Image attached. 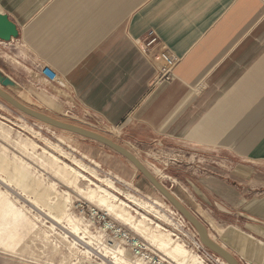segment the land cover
Here are the masks:
<instances>
[{
  "label": "crops",
  "instance_id": "crops-1",
  "mask_svg": "<svg viewBox=\"0 0 264 264\" xmlns=\"http://www.w3.org/2000/svg\"><path fill=\"white\" fill-rule=\"evenodd\" d=\"M0 15L19 30L0 39L17 50L0 56L3 68L40 81L50 66L128 138L251 163L236 180L208 168L168 173L264 231V0H0ZM165 51L181 58L171 80L158 77Z\"/></svg>",
  "mask_w": 264,
  "mask_h": 264
},
{
  "label": "rangeland",
  "instance_id": "rangeland-1",
  "mask_svg": "<svg viewBox=\"0 0 264 264\" xmlns=\"http://www.w3.org/2000/svg\"><path fill=\"white\" fill-rule=\"evenodd\" d=\"M15 52L12 46L0 47V56H14ZM0 66L16 84H0L2 89L32 109L101 133L130 150L201 219L212 239L242 264H251L244 259L243 250L235 249L226 235L238 228L246 233L247 243L264 245V231L253 229V225L260 227L259 224L223 201L216 200V205L210 206L199 200L188 184L168 173L172 168L189 174L208 168L236 180L244 175L242 161L217 151L196 161L198 157L178 155L161 141L145 144L128 138L121 128L109 126L84 108L67 88L35 80L36 75L28 69ZM110 128L115 131H109ZM243 165L248 170L252 164ZM74 169L81 172L79 187L98 189L99 195L118 207L107 210L108 206L102 205L98 197L91 199L86 193L73 191L70 181L74 179ZM69 193L72 200L66 210L63 203ZM58 198L63 212L53 205ZM154 201L163 203V207L153 204ZM66 213L75 222L81 220L78 223L85 230L80 232L86 238L80 239L70 231L72 226ZM181 216L122 155L100 142L36 120L0 97V264H113L116 254L108 252L106 244L125 248L132 259H141L145 264H179L160 249L159 240L164 236L172 246L180 243L190 252L189 264H228L222 257L225 263L217 261V257L208 255L196 244L198 231ZM242 239L235 238L234 242Z\"/></svg>",
  "mask_w": 264,
  "mask_h": 264
},
{
  "label": "water",
  "instance_id": "water-1",
  "mask_svg": "<svg viewBox=\"0 0 264 264\" xmlns=\"http://www.w3.org/2000/svg\"><path fill=\"white\" fill-rule=\"evenodd\" d=\"M19 30L17 26L12 22L8 16L0 15V39L3 41H11L13 38H18ZM0 84L3 87H8L10 85H15V82L4 75L0 70ZM0 97L6 102L11 104L13 107L23 112L24 114L39 120L49 126L55 127L60 130L69 131L90 140L100 142L107 147L111 148L118 154L125 157L129 162H131L136 169L143 175L198 231L200 240L202 243L208 247L211 251L222 257L228 264H242L227 248H225L220 243L216 242L211 238L207 226L199 219V217L190 210L172 191H170L147 167L146 165L130 150L122 146L121 144L109 139L101 133L96 131L61 121L54 118L46 113L32 109L12 95L7 93L4 89L0 88Z\"/></svg>",
  "mask_w": 264,
  "mask_h": 264
},
{
  "label": "bare ground",
  "instance_id": "bare-ground-1",
  "mask_svg": "<svg viewBox=\"0 0 264 264\" xmlns=\"http://www.w3.org/2000/svg\"><path fill=\"white\" fill-rule=\"evenodd\" d=\"M61 94H59V95H61ZM65 95H67V93ZM109 131H115V129L110 128ZM109 139H111V138H109ZM81 168H84V167H81ZM88 168H89V166H88ZM74 171H75V175H73L74 179L72 178L73 180L70 181V186L73 189V191L74 190H76V191L79 190L80 192L86 193L87 195H89V198H91V199H94V198L98 197V199H99V201H100V203L102 205H107L108 206L109 209H107V210H115L118 207V205L115 204L114 201L109 200V198H107V197H105L103 195H99L98 191H97L98 189L95 190V189L90 188L88 190H84L81 187H79L78 183H79L80 180H79L78 174H80L81 172L79 170H77V169H74ZM71 200H72V194L69 193V197L63 203V206H64L63 208H65L67 210L68 203L71 202ZM60 202H61V200H60V198H58L53 203V205L57 209H59V212H63L64 209H61V207L59 206ZM153 204H156V205H159V206L163 207V203H161L159 201H154ZM147 206L152 208L153 210L155 209L154 205H151V204L147 203ZM121 209H123V208H121ZM171 212L174 213L173 210ZM65 215H66V218L68 219V221L71 223L70 226H72L70 231L73 234H75V236L76 235L79 236L80 239L86 238L85 236H82L81 232H80L81 230H85V229H82L80 227V224L78 223V221L80 222L81 220H77V222H75L74 218L70 214L66 213ZM245 236H246V233L243 230L238 229V228H233L232 231L226 235V237L229 239V241L232 242V244L235 247V249L243 250V253H244L243 257H244L245 260H247L251 264H264V245H262L261 243H258V244L247 243ZM240 237H243V239L239 240L237 243H235L234 239L235 238H240ZM151 238H154V237H151ZM104 247H106L107 250L108 249L110 250L108 252H112L113 251V253H112L113 255L116 254L113 257V260H114L113 264H121V263H123V264H145L141 259H135V260L132 259V257L126 252L125 248H116V247L113 248L111 246H108L107 244ZM159 247H160V249L165 251L169 256H172L173 258H175L179 262V264H189L188 262H189V260L191 258V254L180 243L176 244L175 246H172V242L167 237L164 236V237H162V239L159 240ZM128 260L130 262H128Z\"/></svg>",
  "mask_w": 264,
  "mask_h": 264
},
{
  "label": "built area",
  "instance_id": "built-area-1",
  "mask_svg": "<svg viewBox=\"0 0 264 264\" xmlns=\"http://www.w3.org/2000/svg\"><path fill=\"white\" fill-rule=\"evenodd\" d=\"M155 41V39H152L151 41H149L146 46L144 47L145 50H148V47ZM164 64L163 66H161L159 68V79H168V80H171L173 74H174V70L176 68V66L179 64L181 58H179L178 56L168 52V51H165L162 53V56H161ZM38 75L40 76V79L43 80L44 82L48 83V84H52V85H58V86H61L62 88H67L68 90H70L74 96L76 97L73 89L71 88V86L67 83V81L65 80V78L60 75L57 71H55L53 68H51L50 66L46 65V66H43ZM77 98V97H76ZM78 99V98H77ZM78 101L80 102V100L78 99ZM81 103V102H80ZM82 104V103H81ZM83 106V104H82ZM85 108V107H84ZM181 218H183V220L185 222L186 219L181 216ZM196 237V244H199L200 247L206 251V253L210 256H214V257H217L216 260L217 261H222L223 263H225V261L219 257L218 255H216L215 253H213L211 250H209L207 247H205L203 244H202V241L200 240V238L195 235ZM211 253V254H210Z\"/></svg>",
  "mask_w": 264,
  "mask_h": 264
}]
</instances>
